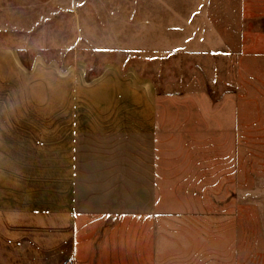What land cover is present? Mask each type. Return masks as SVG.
<instances>
[{
  "label": "crops",
  "instance_id": "crops-1",
  "mask_svg": "<svg viewBox=\"0 0 264 264\" xmlns=\"http://www.w3.org/2000/svg\"><path fill=\"white\" fill-rule=\"evenodd\" d=\"M24 3L0 1V264H165L157 133L182 123L135 66L91 75L83 60L46 57ZM144 26L122 47H182L166 35L175 25Z\"/></svg>",
  "mask_w": 264,
  "mask_h": 264
},
{
  "label": "rangeland",
  "instance_id": "rangeland-1",
  "mask_svg": "<svg viewBox=\"0 0 264 264\" xmlns=\"http://www.w3.org/2000/svg\"><path fill=\"white\" fill-rule=\"evenodd\" d=\"M26 9L46 57L83 60L91 75L135 66L156 81L162 114L182 123L157 133L164 263L264 264V0H26ZM144 25L151 36L175 25L166 35L182 47H122L145 39Z\"/></svg>",
  "mask_w": 264,
  "mask_h": 264
}]
</instances>
